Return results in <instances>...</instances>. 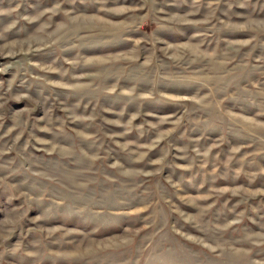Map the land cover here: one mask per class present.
I'll use <instances>...</instances> for the list:
<instances>
[{
	"label": "rangeland",
	"instance_id": "374dc122",
	"mask_svg": "<svg viewBox=\"0 0 264 264\" xmlns=\"http://www.w3.org/2000/svg\"><path fill=\"white\" fill-rule=\"evenodd\" d=\"M0 264H264V0H0Z\"/></svg>",
	"mask_w": 264,
	"mask_h": 264
}]
</instances>
